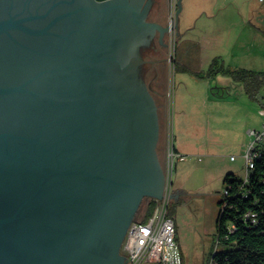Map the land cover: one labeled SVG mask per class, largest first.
<instances>
[{"label": "water", "instance_id": "water-1", "mask_svg": "<svg viewBox=\"0 0 264 264\" xmlns=\"http://www.w3.org/2000/svg\"><path fill=\"white\" fill-rule=\"evenodd\" d=\"M151 3L0 0V264H127V228L165 184L136 69L164 60Z\"/></svg>", "mask_w": 264, "mask_h": 264}, {"label": "rangeland", "instance_id": "rangeland-1", "mask_svg": "<svg viewBox=\"0 0 264 264\" xmlns=\"http://www.w3.org/2000/svg\"><path fill=\"white\" fill-rule=\"evenodd\" d=\"M190 1L182 13V21L189 22L188 37L203 45L210 40L214 45L202 51L198 67L188 64L190 69L204 72L213 57L212 53L218 51L226 67L264 71V0ZM206 3H210L207 15H201L199 7ZM202 23H206L205 33L201 28ZM177 41V37H174L170 50L173 59L169 60L170 67L160 66V75L163 76L157 84L165 89L166 114L162 99L149 89L158 106L159 138L156 149L165 176L163 196L170 199L169 213L175 224V240L182 264H209L211 253L221 249L217 245L215 221L217 202L223 191V176L229 170L244 175L243 154L228 136L231 129H238L240 135L244 123V132L249 141L248 128H260L264 119V111L261 110L264 87L254 99L246 93L241 83L232 82L226 76L218 79L197 78L175 61ZM210 83L211 86H226L228 92L224 97L237 100L243 110L252 109L253 115L243 116L246 111L238 116L228 113L226 105L220 102L216 107L211 106L208 100L214 96ZM175 145L183 149L179 154L184 158L173 159L169 180L167 151ZM144 198L147 201L156 200L157 205L163 199ZM144 212L145 203L139 206L134 217L141 218ZM140 264L154 263L144 261Z\"/></svg>", "mask_w": 264, "mask_h": 264}, {"label": "trees", "instance_id": "trees-1", "mask_svg": "<svg viewBox=\"0 0 264 264\" xmlns=\"http://www.w3.org/2000/svg\"><path fill=\"white\" fill-rule=\"evenodd\" d=\"M218 74L242 83L246 93L254 99L264 87V71L231 69L217 59L206 71L194 73L200 79L214 78ZM222 180L226 192L221 193L217 202L215 221L217 245L221 249L211 253L209 264H264V147L253 158V167L245 180L231 172ZM144 203L143 220L152 214L157 202L143 198L141 204Z\"/></svg>", "mask_w": 264, "mask_h": 264}, {"label": "built area", "instance_id": "built-area-1", "mask_svg": "<svg viewBox=\"0 0 264 264\" xmlns=\"http://www.w3.org/2000/svg\"><path fill=\"white\" fill-rule=\"evenodd\" d=\"M170 1L171 14H175L177 9V0ZM174 18L170 25L173 26ZM173 34V30L170 31ZM173 38L170 41L172 44ZM173 57L168 60L172 61ZM249 141L243 152L244 175L247 174L248 160L250 157H256V152H260L264 146V121L259 129L249 128L247 130ZM183 159L182 154L177 153L174 148L167 151V169L169 180L173 167L174 158ZM233 159V157H231ZM170 187V184H169ZM222 192H226L223 190ZM157 205L152 214L145 220L135 217L129 224L125 233L121 249L127 258V264H140L141 262H152L157 264H182V259L175 240V224L171 215H169L170 199L165 195Z\"/></svg>", "mask_w": 264, "mask_h": 264}, {"label": "crops", "instance_id": "crops-1", "mask_svg": "<svg viewBox=\"0 0 264 264\" xmlns=\"http://www.w3.org/2000/svg\"><path fill=\"white\" fill-rule=\"evenodd\" d=\"M210 1L211 0H209V2ZM190 2H191L190 0H180L181 10H180V13L178 15V27H177L178 48H177L174 56H176V59H177L175 61L178 62L181 65V67L184 68V70H186V72H188L190 74L191 73L194 74V73H199L201 71H198V70L194 71V69L189 68V65L193 66V64H195L198 67L199 63L201 62L202 51H205L206 49H208V46L212 45V42L210 40H206L205 45H203L200 42L191 40L188 37V35H187L188 30H190V27H188L189 22L182 21V19L184 20L182 13H183V11H185L186 7L190 5ZM208 5H210V3L201 4V7H199V13L201 15H207V12H208L207 9L209 7ZM160 11L162 12L161 15H159ZM169 12L170 11H169V6H168V0H152L151 6H150L149 10L147 11L148 14H147L146 20L147 21H153V22L159 24L160 26L165 27V26H167V22H168L169 17H170ZM180 23L182 25L179 27ZM201 28H202V31L204 33L207 32L206 23H202ZM167 34L168 33L166 31L162 32V34H161V40L163 43L165 42V39L167 38ZM152 38H153V42H154L155 47L149 48L148 53L153 58L164 59V60H158V61L155 60V61H152L151 63L153 65H156V66L165 65V67H167V68L170 67V62L168 59L170 57L171 44L170 43H168V44H160L159 43V41H158L159 31L157 29H154ZM169 41H170V37H169ZM173 41H174V39H173ZM213 47H214V45H212V48ZM211 56H213V57H212L211 61L209 62V65L211 64V62L214 59H217L220 62V64L225 66L224 61L221 57V54L218 51H214ZM156 63H160V64L157 65ZM173 63H175L174 60H173ZM220 76L223 77L226 75L218 74L214 78H207V79H218V77H220ZM226 77L230 78L232 82H237V81H234L229 76H226ZM237 83H240V82H237ZM220 84H222V82ZM162 86H164V85H162ZM153 87H154L153 89H156V92L163 93V94L156 93V95H158V97L162 99V105L164 106L163 112H164V114H166L167 104L165 101V93H164L165 89H164V87L160 88L158 85H153ZM242 87H243V84H242ZM210 91L212 92V94L214 96L213 99L208 100L211 103V106L216 107L218 105L217 103L220 102V103H223L224 105H226L228 113H233V114L238 116V115L242 114L243 111H246L245 113H243V116H245V114H247V116L253 115L252 109L247 108L246 110H243L242 108L239 107L240 104L237 102V100L235 101V100L228 99V98L224 97L225 92H228L226 86H211V83H210ZM261 110L264 111V105H262ZM183 112H184V109H183ZM263 121H264V119H262L260 124H262ZM242 127H243V132L241 130L240 135H239L238 129H236V130L231 129L230 135L228 136L229 138H231V143H235V144H237V146H239V150H240L241 154H243V152L246 148V145L248 143V141L246 139L245 132H244V129H246V125L243 123ZM248 140H249V138H248ZM174 150L177 153H181L183 149H181L179 146L175 145ZM231 173H233V172H231ZM236 175L243 177V175H239V174H236ZM175 237H176V235H175ZM154 264H157V263H154Z\"/></svg>", "mask_w": 264, "mask_h": 264}, {"label": "flooded vegetation", "instance_id": "flooded-vegetation-1", "mask_svg": "<svg viewBox=\"0 0 264 264\" xmlns=\"http://www.w3.org/2000/svg\"><path fill=\"white\" fill-rule=\"evenodd\" d=\"M168 6H169V11H170V1L168 0ZM177 10V9H176ZM176 13V12H175ZM170 17L169 20L167 22V38L165 39V44H168L169 42V37H170V41L171 39L174 37H177V28L175 27V23H176V16L175 14H171V11L169 12ZM172 18H174V24L173 26L170 25ZM264 21V20H263ZM173 30V34L170 33V31ZM139 58L142 60H144V62H139L136 64V69H137V73L139 75V77H142L144 79V81L146 82L148 88L152 89L153 85H157L162 79L160 75V73H162V71L160 70V66H156L153 65L152 63L149 65L148 64V59L146 57L140 56L139 54ZM152 61V60H150ZM158 61V60H157ZM157 65H159L160 63H156ZM160 79V80H159Z\"/></svg>", "mask_w": 264, "mask_h": 264}, {"label": "bare ground", "instance_id": "bare-ground-1", "mask_svg": "<svg viewBox=\"0 0 264 264\" xmlns=\"http://www.w3.org/2000/svg\"><path fill=\"white\" fill-rule=\"evenodd\" d=\"M262 147H264V146H262ZM257 154H258V152H256V155H257ZM253 158H254V157H250L249 160H248V167H249V169L253 167ZM249 169H248V170H249ZM248 170H247V172H248ZM246 175H247V174H245V176H246Z\"/></svg>", "mask_w": 264, "mask_h": 264}]
</instances>
